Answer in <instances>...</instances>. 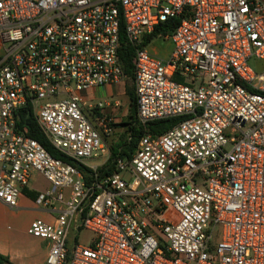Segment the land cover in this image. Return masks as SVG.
Here are the masks:
<instances>
[{
	"label": "built area",
	"instance_id": "obj_1",
	"mask_svg": "<svg viewBox=\"0 0 264 264\" xmlns=\"http://www.w3.org/2000/svg\"><path fill=\"white\" fill-rule=\"evenodd\" d=\"M163 23L165 58L145 43ZM122 28L139 121L181 119L100 174L84 159L110 156L115 120L94 124L82 94L125 79ZM254 57L264 62V0H0V200L16 210L32 174L49 182L36 203L56 217L28 228L50 242L46 264H264V64ZM27 103L53 146L92 173L19 129Z\"/></svg>",
	"mask_w": 264,
	"mask_h": 264
},
{
	"label": "crops",
	"instance_id": "obj_2",
	"mask_svg": "<svg viewBox=\"0 0 264 264\" xmlns=\"http://www.w3.org/2000/svg\"><path fill=\"white\" fill-rule=\"evenodd\" d=\"M171 49L172 43L170 44V49L167 51V54L170 53ZM152 51L154 55H158V48L153 47ZM125 79L117 84L96 87L92 90L83 92L82 96L87 115L94 124H96L97 117L102 113L113 116L115 124L120 123L124 119L126 113L124 109L121 108L116 98L118 96L127 95L125 91ZM104 94H106V97L103 96ZM87 101L90 102L87 103ZM100 103L103 104L102 108L99 109L97 107L96 109H91L90 106H96ZM127 116H129V114ZM113 127L112 134L107 135L108 137L105 135L107 138L105 136L103 137L109 149L112 144L117 143L109 141L108 139L111 138L117 130L114 125ZM109 157L107 158L109 159ZM37 176L46 180L39 173L32 174L29 184L23 189L18 209H10L0 200V254L6 256L11 264H46L50 242L29 234L28 228L35 219L52 222L56 217L58 207L55 210L47 209L36 203L38 194L50 187L47 180L48 187L45 189L33 186L31 181Z\"/></svg>",
	"mask_w": 264,
	"mask_h": 264
},
{
	"label": "trees",
	"instance_id": "obj_3",
	"mask_svg": "<svg viewBox=\"0 0 264 264\" xmlns=\"http://www.w3.org/2000/svg\"><path fill=\"white\" fill-rule=\"evenodd\" d=\"M168 26V23H163L158 25L154 32L150 34L145 43H150L154 38L160 37L161 33L165 32L164 28ZM135 47L132 46L126 39L125 33L122 28L121 32V47L119 50L120 59L123 65L125 73V91L130 99L131 113L128 116V120H123L118 124H113L116 127L118 125H123L125 132L119 142L112 144L110 147L111 156L108 161L103 165L99 166L97 170L100 174L110 172L114 169L115 159L119 156H129L134 148L137 146L139 138L144 134L158 135L166 130L170 129L174 124H176L181 118H168L154 120L143 125L137 115V99L135 94L134 85V67L132 64V59L134 55ZM18 120L17 125L19 129L27 130V134L40 142L44 148L53 156L76 166L82 168L86 174L92 173L93 170L89 167H85L75 162L69 156H67L62 151L58 150L50 142L46 134L40 128L34 114L30 103H27L21 107L17 112ZM0 264H11L9 259L0 254Z\"/></svg>",
	"mask_w": 264,
	"mask_h": 264
},
{
	"label": "rangeland",
	"instance_id": "obj_4",
	"mask_svg": "<svg viewBox=\"0 0 264 264\" xmlns=\"http://www.w3.org/2000/svg\"><path fill=\"white\" fill-rule=\"evenodd\" d=\"M170 44H171L170 40L157 37L151 41V43L148 46V49L152 54H154V52L152 51V48L153 47L158 48V55L157 56L165 58L168 55L167 51H169V49H170ZM250 64L252 66H256L258 64H260V65L264 64V62L260 61L254 57V58H251ZM105 95L106 94H104L103 96L106 97ZM116 99H118V101L121 105V108H123L124 112L126 113V115H124L125 117L123 120H128L127 115L128 114L130 115V113H131V106H130V100H129L128 95L118 96ZM88 102H90V101H87V103ZM87 103H85V104H87ZM124 128L125 127L123 125H118V127H116L117 130H116L115 134L111 138H108L109 141L119 142V140L121 139V137L123 136V134L125 132ZM107 157H108V153L107 154L99 153L97 157L85 158L84 162H86L89 166L102 165L104 163V161L107 159ZM31 184L37 188H40V189H45L46 187H48V182L46 180L38 177V176L34 180L31 181ZM92 236H93V234L91 232L85 230L81 233V238L79 239V242H81L83 244H88L90 241V238H92Z\"/></svg>",
	"mask_w": 264,
	"mask_h": 264
}]
</instances>
